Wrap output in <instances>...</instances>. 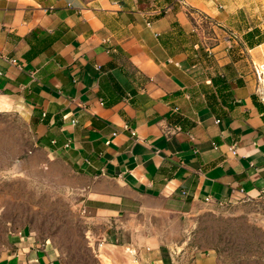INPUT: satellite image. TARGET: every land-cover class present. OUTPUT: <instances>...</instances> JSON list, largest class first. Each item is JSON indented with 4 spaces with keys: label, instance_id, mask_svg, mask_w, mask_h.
I'll return each mask as SVG.
<instances>
[{
    "label": "crops",
    "instance_id": "obj_1",
    "mask_svg": "<svg viewBox=\"0 0 264 264\" xmlns=\"http://www.w3.org/2000/svg\"><path fill=\"white\" fill-rule=\"evenodd\" d=\"M246 7L0 0V116L25 123L48 170L61 166L105 264H231L164 242L163 219L206 207H240L264 233V38L249 47L233 28ZM0 264H57L56 253L18 230Z\"/></svg>",
    "mask_w": 264,
    "mask_h": 264
},
{
    "label": "rangeland",
    "instance_id": "obj_2",
    "mask_svg": "<svg viewBox=\"0 0 264 264\" xmlns=\"http://www.w3.org/2000/svg\"><path fill=\"white\" fill-rule=\"evenodd\" d=\"M243 4L247 7L236 12L233 28L245 32L240 36L244 42L247 29L264 37V14L258 24L255 1ZM198 59L202 66L213 68V63L203 64L202 56ZM250 68L248 61H242L243 72ZM46 162L44 155L32 152L25 123L0 116V243L8 233L26 230L53 247L57 264H105L98 247L99 229L86 222L78 197L60 182L61 166L53 173ZM163 225L164 242L178 258L190 261L213 253L221 263L254 264L263 253L264 260V233L240 207L217 205L192 214L176 213L163 219Z\"/></svg>",
    "mask_w": 264,
    "mask_h": 264
},
{
    "label": "trees",
    "instance_id": "obj_3",
    "mask_svg": "<svg viewBox=\"0 0 264 264\" xmlns=\"http://www.w3.org/2000/svg\"><path fill=\"white\" fill-rule=\"evenodd\" d=\"M256 32H257L256 35H254L253 31H251V32H249V33H247L245 35V42H246V45L247 46L252 47L254 44L260 42V40H262V38H264V37L261 38V35H259L260 34L259 31H256ZM255 36L258 37V38H256V40L254 39ZM252 40H254V42L253 43H250ZM226 69L229 70L228 73L232 76V68L229 66V67H226ZM226 78H227L226 76L225 77H221V76L220 77H216V83L218 81V83H223L224 84V82L226 83ZM229 86L232 87L233 84H231ZM212 108H214V106H212Z\"/></svg>",
    "mask_w": 264,
    "mask_h": 264
},
{
    "label": "built area",
    "instance_id": "obj_4",
    "mask_svg": "<svg viewBox=\"0 0 264 264\" xmlns=\"http://www.w3.org/2000/svg\"><path fill=\"white\" fill-rule=\"evenodd\" d=\"M177 1H183V0H177ZM231 153L232 154H235V150L234 149H231Z\"/></svg>",
    "mask_w": 264,
    "mask_h": 264
}]
</instances>
